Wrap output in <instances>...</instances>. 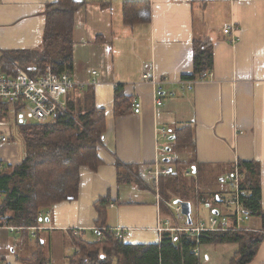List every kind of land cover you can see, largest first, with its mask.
I'll return each mask as SVG.
<instances>
[{
  "label": "crops",
  "instance_id": "crops-1",
  "mask_svg": "<svg viewBox=\"0 0 264 264\" xmlns=\"http://www.w3.org/2000/svg\"><path fill=\"white\" fill-rule=\"evenodd\" d=\"M72 1L79 6L69 76L83 86L69 91L65 104L91 90L105 119L96 149L99 164L95 170L80 166L75 197L40 209L32 225L18 226L8 221L9 215H0V264H28L25 260L38 250L44 264H68L78 251L76 241L100 240V226L131 245L156 244L164 231L197 239L200 233L190 228L231 213L224 204L231 195L225 176L242 161L258 165L264 215V0ZM57 2L0 0V54L39 48L46 6ZM127 2L138 3V11L126 23L122 8ZM204 39L212 47L213 65L205 71L210 75L202 81L195 79L203 72L184 79L193 73V41ZM144 75L152 82L144 81ZM117 86L140 103L138 112L131 102L125 112L114 113ZM26 118L9 104L1 111L7 140L0 142V170L23 159L19 124L34 122ZM167 166L173 167L172 174L163 173ZM176 200L190 203V223ZM263 215L249 214L238 230L263 235L248 264H264ZM219 244L229 248H224L226 262L217 258ZM237 249L231 242L198 245L193 251L199 264H230Z\"/></svg>",
  "mask_w": 264,
  "mask_h": 264
},
{
  "label": "trees",
  "instance_id": "trees-1",
  "mask_svg": "<svg viewBox=\"0 0 264 264\" xmlns=\"http://www.w3.org/2000/svg\"><path fill=\"white\" fill-rule=\"evenodd\" d=\"M137 4L127 2L123 6L122 18L126 23L136 16ZM78 6L72 0L48 4L41 46L31 50L3 51L0 72L11 77L23 73L36 78L43 75L49 65L53 73L69 75L73 68L72 27ZM212 57L210 41L194 40L193 73L183 78L195 79L210 70ZM82 94L76 99L68 98L64 107L48 121L19 124L25 145L24 157L18 165L0 170V215H9L8 221L18 226L32 225L40 209L75 197L80 166L97 168L96 149L105 127L104 114L95 107L91 90ZM131 102L121 86H117L114 113L125 112ZM7 105L3 103L2 110L6 111ZM181 132H178L179 136ZM189 140L187 133L184 142ZM238 165L244 175L241 186L251 190V194L242 200L243 206L250 215H263L258 165L251 161H242ZM116 168L118 180H122L121 163H117ZM104 201L102 199L100 203ZM99 213L101 215V211ZM98 228L100 240H75L78 251L70 256L68 264H199V257L193 251L198 245L231 242L236 243L238 249L230 264H248L263 239L262 234L252 231L202 232L197 239L186 232L171 234L164 231L156 244L131 245L122 243L107 227ZM25 261L44 264L41 250Z\"/></svg>",
  "mask_w": 264,
  "mask_h": 264
},
{
  "label": "built area",
  "instance_id": "built-area-1",
  "mask_svg": "<svg viewBox=\"0 0 264 264\" xmlns=\"http://www.w3.org/2000/svg\"><path fill=\"white\" fill-rule=\"evenodd\" d=\"M230 27L224 29L225 33L231 32ZM210 73L203 72L195 81L206 79ZM144 81L152 82L146 75ZM194 82L188 81V84ZM83 86L76 83L69 75H57L46 67L45 73L33 78L19 73L14 77L0 74V114L2 103H7L18 109L21 116H25L34 122H44L50 119L58 109L65 105V96L74 88ZM190 87L189 85H187ZM157 103H161L158 99ZM134 112L140 110V103L133 100ZM5 122L0 120V142L7 140L2 132ZM235 166L234 170L225 176L227 187L231 195L224 199V204L231 209V213L211 216L207 222H199L197 226L190 228L189 232L201 233L210 231H238L242 229L241 224L248 220L249 213L243 208L241 198L249 195L250 191L241 186L244 178L243 173ZM172 166L163 170L164 174H172ZM2 225H0L1 227ZM184 231V230H182ZM197 234V235H198ZM117 235L121 236L119 233Z\"/></svg>",
  "mask_w": 264,
  "mask_h": 264
},
{
  "label": "rangeland",
  "instance_id": "rangeland-1",
  "mask_svg": "<svg viewBox=\"0 0 264 264\" xmlns=\"http://www.w3.org/2000/svg\"><path fill=\"white\" fill-rule=\"evenodd\" d=\"M30 119L29 118H26V121H29ZM174 209H175V204L174 203H172V209L170 210L171 212H170V217H173L174 218V216L176 215V213H174ZM179 218H181L180 220H178L179 222H181V224L182 225H184V222H183V220H185V218L183 217V216H178ZM191 217L193 218L194 217V206L192 205V207H191ZM216 248H220L219 250H217L216 251V253L218 254V256H217V258L219 257V259L220 260H223V261H227L228 260V255H227V252L224 250V248L225 249H229L228 248V246L227 245H225V244H219V245H216L215 246ZM205 248H209V247H206V246H203V250L205 249ZM224 250V251H223ZM211 257H212V260L210 261V263L211 262H213L214 261V258H215V255H211ZM218 264H219V261H218Z\"/></svg>",
  "mask_w": 264,
  "mask_h": 264
},
{
  "label": "water",
  "instance_id": "water-1",
  "mask_svg": "<svg viewBox=\"0 0 264 264\" xmlns=\"http://www.w3.org/2000/svg\"><path fill=\"white\" fill-rule=\"evenodd\" d=\"M174 203H178L181 208V213L186 217L187 222L190 223V203L188 201L176 200Z\"/></svg>",
  "mask_w": 264,
  "mask_h": 264
}]
</instances>
